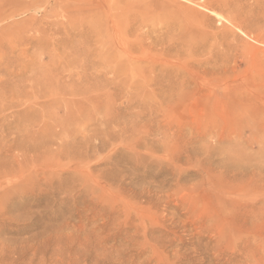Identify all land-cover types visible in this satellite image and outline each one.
I'll return each instance as SVG.
<instances>
[{"label":"rangeland","instance_id":"obj_1","mask_svg":"<svg viewBox=\"0 0 264 264\" xmlns=\"http://www.w3.org/2000/svg\"><path fill=\"white\" fill-rule=\"evenodd\" d=\"M263 20L0 0V264H264Z\"/></svg>","mask_w":264,"mask_h":264},{"label":"bare ground","instance_id":"obj_2","mask_svg":"<svg viewBox=\"0 0 264 264\" xmlns=\"http://www.w3.org/2000/svg\"><path fill=\"white\" fill-rule=\"evenodd\" d=\"M263 22H264V20H263ZM248 91H250V90H248ZM236 97H237V95H236ZM242 98H243V97H241V99H242ZM65 99H66V98H65ZM65 101H68V100H65ZM63 102H64V100H63ZM48 103H49V102L47 101L46 104H48ZM69 103L72 104L71 102H68V104H69ZM63 104H66V102L63 103ZM66 105H67V104H66ZM69 106H70V105H69ZM72 106H73V105H72ZM250 114H251V113H250ZM253 117H254V116H253ZM251 119H252V118H251ZM163 125H164V124H163ZM161 126H162V124H158V125H157V127H158L157 131L159 130V128H161ZM2 127H3V126H2ZM17 129H18V128H17ZM161 129H163V127H162ZM4 130H5V129H4V127H3L2 132H4ZM163 130H164V129H163ZM18 131H19V129H18ZM160 131H161V130H160ZM163 132H165V131H163ZM163 134H164V133H163ZM3 137H4V136H3ZM59 146H60V144H59ZM3 147H5V146H3ZM3 147H2V149H3ZM10 148H11V147H9V150H11ZM16 148H18V147H16ZM2 149H0V151H1ZM7 149H8V148H7ZM9 150H6V151H9ZM12 150H13V149H12ZM19 150H20V149H19ZM59 151H60V150H59ZM64 151H67V150L63 149L62 152H64ZM9 152H11V151H9ZM20 152H22V151H20ZM67 152H68V151H67ZM5 153L7 154L8 152H5ZM26 153H27V151H26V152H23V154H26ZM47 153H52V152H47ZM47 153H46V154H47ZM59 153H60V155H61V152H59ZM64 153H65V152H64ZM23 154H22V156H23ZM30 154H35V153H31V152H30ZM53 154H54V153H53ZM57 154H58V153L56 152V156H57ZM62 154H63V153H62ZM28 155H29V154H27L26 157H27ZM47 155H48V154H47ZM49 155H50V154H49ZM54 155H55V154H54ZM54 155H53V156H54ZM60 155H59L58 157H60ZM68 155H69V152H68ZM31 156H32V155H31ZM31 156H29V158H30L31 160H33V159H32L33 157L31 158ZM34 156H35V155H34ZM36 156H37V155H36ZM56 156H55V157H56ZM62 156H63V155H62ZM23 157H24V156H23ZM58 157H57V158H58ZM66 157H67V156H66ZM27 158H28V157H27ZM29 158H28V159H29ZM22 159H23V158H22ZM28 159H27V160H28ZM24 160H25V157H24ZM56 160H57V159H56ZM20 164H21V163H20ZM4 172H5V171H4ZM4 172H2V173H4ZM49 176H50V175H49ZM67 176H68V175H67ZM69 176H70V175H69ZM71 176H72V175H71Z\"/></svg>","mask_w":264,"mask_h":264}]
</instances>
